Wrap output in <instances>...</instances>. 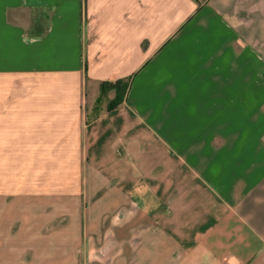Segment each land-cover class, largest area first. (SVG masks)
I'll return each mask as SVG.
<instances>
[{
  "label": "crops",
  "instance_id": "crops-1",
  "mask_svg": "<svg viewBox=\"0 0 264 264\" xmlns=\"http://www.w3.org/2000/svg\"><path fill=\"white\" fill-rule=\"evenodd\" d=\"M0 264H264V0H0Z\"/></svg>",
  "mask_w": 264,
  "mask_h": 264
},
{
  "label": "trees",
  "instance_id": "trees-1",
  "mask_svg": "<svg viewBox=\"0 0 264 264\" xmlns=\"http://www.w3.org/2000/svg\"><path fill=\"white\" fill-rule=\"evenodd\" d=\"M108 89H113L115 92L114 98L109 102L111 106L116 105L122 98L126 85L121 80H116L114 83H105L103 82L100 85V91L104 92Z\"/></svg>",
  "mask_w": 264,
  "mask_h": 264
}]
</instances>
